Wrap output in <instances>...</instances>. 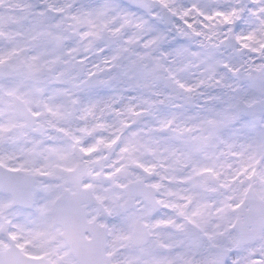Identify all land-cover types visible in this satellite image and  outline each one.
<instances>
[{"label": "snow or ice", "instance_id": "snow-or-ice-1", "mask_svg": "<svg viewBox=\"0 0 264 264\" xmlns=\"http://www.w3.org/2000/svg\"><path fill=\"white\" fill-rule=\"evenodd\" d=\"M0 264H264V0H0Z\"/></svg>", "mask_w": 264, "mask_h": 264}]
</instances>
